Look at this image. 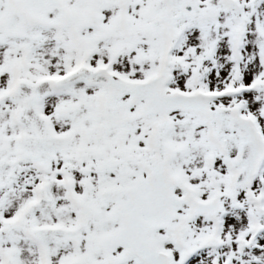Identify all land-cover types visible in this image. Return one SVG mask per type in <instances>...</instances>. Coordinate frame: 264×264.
Returning a JSON list of instances; mask_svg holds the SVG:
<instances>
[{"label": "snow or ice", "instance_id": "1", "mask_svg": "<svg viewBox=\"0 0 264 264\" xmlns=\"http://www.w3.org/2000/svg\"><path fill=\"white\" fill-rule=\"evenodd\" d=\"M0 264H264V0H0Z\"/></svg>", "mask_w": 264, "mask_h": 264}]
</instances>
